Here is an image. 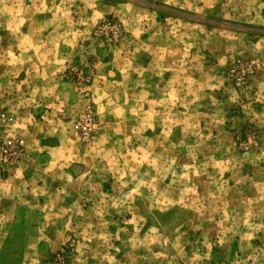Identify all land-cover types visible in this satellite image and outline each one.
<instances>
[{"label":"rangeland","instance_id":"rangeland-1","mask_svg":"<svg viewBox=\"0 0 264 264\" xmlns=\"http://www.w3.org/2000/svg\"><path fill=\"white\" fill-rule=\"evenodd\" d=\"M0 107V264H264V0H0Z\"/></svg>","mask_w":264,"mask_h":264},{"label":"built area","instance_id":"built-area-1","mask_svg":"<svg viewBox=\"0 0 264 264\" xmlns=\"http://www.w3.org/2000/svg\"><path fill=\"white\" fill-rule=\"evenodd\" d=\"M247 67L246 66L243 70V75H240L238 77V80L241 81L243 80V76L247 71ZM8 121V114L0 107V128L4 126L5 122ZM90 122L91 119L87 118L85 122H83L80 126L79 129L84 133V134H88L91 130L90 127ZM22 140L21 141H16L14 138H9L7 140L4 141L3 143V147H2V152L3 153H7L9 151L14 150L17 147V144L20 143L22 144ZM1 152V153H2Z\"/></svg>","mask_w":264,"mask_h":264}]
</instances>
